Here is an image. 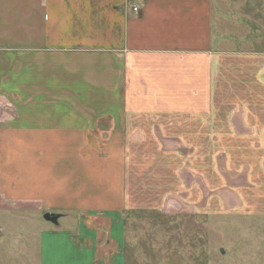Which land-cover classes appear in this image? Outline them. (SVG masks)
I'll use <instances>...</instances> for the list:
<instances>
[{"label":"crops","instance_id":"0c3cea01","mask_svg":"<svg viewBox=\"0 0 264 264\" xmlns=\"http://www.w3.org/2000/svg\"><path fill=\"white\" fill-rule=\"evenodd\" d=\"M49 2L0 7V196L69 220L32 264H126L130 211L264 222V0Z\"/></svg>","mask_w":264,"mask_h":264},{"label":"rangeland","instance_id":"374dc122","mask_svg":"<svg viewBox=\"0 0 264 264\" xmlns=\"http://www.w3.org/2000/svg\"><path fill=\"white\" fill-rule=\"evenodd\" d=\"M30 1L0 0V7L10 18L15 12L18 18H24L21 11L31 5ZM37 1L43 0H34L35 6ZM74 1L50 0L49 3L55 9L64 5L63 13L69 16ZM43 208L26 202L9 204L0 196V264L39 261L41 245L49 248V257L55 261L58 251L68 246L67 235L56 233L66 231L46 221ZM125 215L126 264H264V222L257 218L220 220L187 212L165 217L156 211H130ZM60 221L66 224L69 220L63 217ZM121 221L124 225L123 217ZM77 258L82 260L80 256Z\"/></svg>","mask_w":264,"mask_h":264},{"label":"water","instance_id":"95a60500","mask_svg":"<svg viewBox=\"0 0 264 264\" xmlns=\"http://www.w3.org/2000/svg\"><path fill=\"white\" fill-rule=\"evenodd\" d=\"M61 216H62L61 213L50 212V211L45 212L43 215L44 219L50 223H53L55 227L59 225V219Z\"/></svg>","mask_w":264,"mask_h":264},{"label":"built area","instance_id":"2783aa9c","mask_svg":"<svg viewBox=\"0 0 264 264\" xmlns=\"http://www.w3.org/2000/svg\"><path fill=\"white\" fill-rule=\"evenodd\" d=\"M133 10H134V11H137V10H138V7H133Z\"/></svg>","mask_w":264,"mask_h":264}]
</instances>
